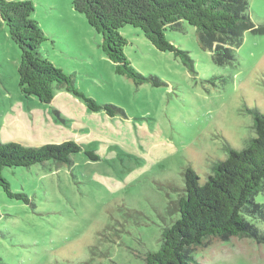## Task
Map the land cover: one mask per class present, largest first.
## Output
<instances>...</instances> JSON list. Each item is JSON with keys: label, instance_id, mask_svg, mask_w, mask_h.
I'll return each instance as SVG.
<instances>
[{"label": "rangeland", "instance_id": "1", "mask_svg": "<svg viewBox=\"0 0 264 264\" xmlns=\"http://www.w3.org/2000/svg\"><path fill=\"white\" fill-rule=\"evenodd\" d=\"M31 1V18L46 37L42 55L73 74L84 94L123 112L92 111L65 89L54 90L46 104L24 96L20 51L0 18V143L74 140L99 157L79 151L70 166L47 161L2 170L22 196L10 197L0 186V264H144L145 253L159 249L163 229L179 216L169 201L183 195L187 166L202 184L213 162L226 157L225 142L240 149L255 135L246 108L264 113V33L245 31L231 47L237 58L221 61L198 44L195 27L168 30L193 59L191 69L126 25V57L144 76L164 82L135 85L115 72L101 34L73 0ZM248 8L262 24L264 0H248ZM254 199L264 210V189ZM247 219L264 231V217ZM193 256V264H264V242L212 239Z\"/></svg>", "mask_w": 264, "mask_h": 264}, {"label": "trees", "instance_id": "2", "mask_svg": "<svg viewBox=\"0 0 264 264\" xmlns=\"http://www.w3.org/2000/svg\"><path fill=\"white\" fill-rule=\"evenodd\" d=\"M72 6L101 34V50L114 63L115 72L135 85L150 82L160 86L164 82L155 75L144 76L128 60L127 39L121 33L126 25L140 29L156 49L171 52L191 69L193 59L167 37L168 30H182L184 24L195 27L198 44L214 50L213 55L222 57L221 61L237 58L231 47L239 44L245 31L264 33V22L257 24L250 17L248 0H73ZM33 10L31 0H0V18L20 51L17 73L22 94L46 104L53 100L54 90L65 89L92 111L104 110L111 116L116 115L115 111L122 113L121 108L84 94L77 88L73 74L42 55L40 48L46 37L31 18ZM246 110L253 116L255 135L240 149L225 142L226 157L213 162L202 184L195 170L187 166L183 195L169 201L170 210L179 216L163 229L159 249L145 253L144 264H193V251L212 239L249 237L264 242V231L247 219L264 217L262 204L254 199L264 189V113L257 108ZM79 151L89 159H99L97 153L74 140L38 146L0 143V186L10 197L20 198L22 194L13 193L2 175L4 168L47 161L70 166L72 155Z\"/></svg>", "mask_w": 264, "mask_h": 264}]
</instances>
